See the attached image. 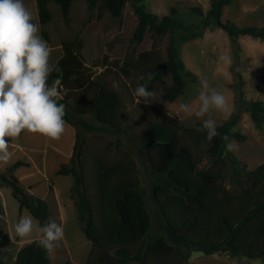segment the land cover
Returning a JSON list of instances; mask_svg holds the SVG:
<instances>
[{"label": "trees", "instance_id": "1", "mask_svg": "<svg viewBox=\"0 0 264 264\" xmlns=\"http://www.w3.org/2000/svg\"><path fill=\"white\" fill-rule=\"evenodd\" d=\"M36 1L39 22L45 24L51 20L49 0ZM54 1L61 6L64 19L68 21L74 0ZM87 1L90 7L98 6L101 12H109L119 18L125 6L131 3L137 18L132 42L141 43L147 32H153L156 36L171 34L166 59L150 56L153 51L140 53L137 57L131 52L123 65L126 73L138 64L149 61L153 63L150 72L153 75L152 82L162 81L170 74L172 82L163 93L168 101H174L184 93L187 77L196 80V75L186 69L181 58L175 32L183 31L181 40L188 41L200 35L199 25H185L177 18L175 8H172L170 15L159 17L147 10L144 0ZM232 2L212 0L207 13L198 7L192 10L203 18V25L222 28L235 41L243 35L264 40V27H240L230 20H222L224 7ZM44 35L47 37V34ZM83 47L84 41L80 36L63 40L60 56L48 77L49 85L57 78L61 79V90L65 94L60 103L66 106L64 120L69 123L72 121L69 99L74 91L86 88L91 83L86 72ZM56 68L60 71H56ZM241 103L252 120L261 127L264 122V102L244 100L241 95ZM74 109L77 113L89 111V107L81 102ZM90 110L101 124L118 131L123 129L121 100L117 91L104 84L97 86ZM239 113V110L234 109L230 118L218 125L220 135L213 138L206 153L212 162L209 167L200 166L202 161L196 157L191 142H194V138L200 139L197 136L204 135L205 131L185 127L176 117L171 119V123L153 121L149 124L139 142L145 153L156 151V159L148 155L154 177L151 197L158 210L159 226L156 228L146 198L147 190L141 186L132 170H123L120 165L98 168L99 191L94 202L81 159L83 141L80 134H77L74 142V154L67 159L56 148L60 146L62 136L59 140L49 138L45 157L32 145L25 144L22 151L19 144L24 134L27 133L29 144L33 134L39 136L23 131L9 143L12 156L7 164H12L13 169L20 174H29L36 163L46 170L52 180L60 174L72 173L75 178L73 192L78 197L79 219L84 224V233L93 244L88 264H151L150 261L155 264L156 260L163 261L172 253L177 261L175 264H189V257L195 250L205 254L225 251L232 256L264 260V162L253 170L246 169L233 152L226 150V141L222 139L225 134L230 140L246 139L244 134L234 130ZM79 124L89 130L97 129L87 123ZM201 126L199 122L200 129ZM34 143L36 145L37 142ZM50 152L54 156L48 157ZM68 161L71 166L66 165ZM220 161L224 164L222 168H219ZM3 166L5 164L0 163V167ZM229 167L232 169L230 173ZM118 173L120 177L113 184ZM229 174L231 185L227 188L225 179ZM37 175L29 174L26 180L31 181L32 185ZM0 179V230L8 228L13 238L6 236L9 248L0 247V264H50V256L40 246L35 227H41L48 217V204L43 197L50 188L49 184L36 183L30 187L34 193L28 194L18 175L8 178L2 174ZM25 211L34 218V230L30 236L21 238L16 234L14 225ZM65 264L72 263L67 261Z\"/></svg>", "mask_w": 264, "mask_h": 264}, {"label": "rangeland", "instance_id": "2", "mask_svg": "<svg viewBox=\"0 0 264 264\" xmlns=\"http://www.w3.org/2000/svg\"><path fill=\"white\" fill-rule=\"evenodd\" d=\"M23 2L33 14V22L40 27L39 35L51 49L49 58L51 67L60 56L63 40H73L80 36L84 41L82 53L91 83L86 88L74 91L69 99L72 121L65 123L68 131L66 135L65 132L62 134L60 146L56 148L57 151L66 152L63 155L70 159L74 154V142L77 134L81 135L80 138L83 141L81 159L85 168L86 183L90 187V194L94 202L97 199V190L99 191L98 168L120 165L123 170L134 171L141 186L147 190L146 198L154 219L153 223L155 228L159 226L157 206L151 197L154 177L151 163L148 160L149 154L153 159H156V151L145 153L141 149L139 141L151 122L171 123L170 121L174 117L185 127L200 130L198 123H202V121L195 117L194 112L199 108L198 96L203 81H207L211 87L218 90H226L225 95L229 100L231 113L234 109L240 112L234 130L244 134L246 139L244 141H237L235 138L231 140L237 146L233 152L234 155L248 170H253L264 162V122L261 127H258L241 103V95L244 100L264 102V40L243 35L235 41L222 28L203 25L201 22L203 18L192 9L198 7L207 13L212 0H144L147 10L159 17L170 15L172 8H175L177 18L185 25H199L200 35L188 41L181 40L183 31L175 32L181 58L186 69L196 75V80L193 81L191 77H187L184 93L174 101H168L163 96L164 90L172 82L170 74L159 82L147 81L153 63L142 62L129 73L124 71V61L131 52L134 57H137L140 53H152L153 51L154 54L152 53L150 56H157L156 59L159 60L166 59L171 35L167 33L163 36H156L153 32H147L141 43L132 42L131 38L137 26V18L131 3L125 6L122 16L119 18L113 17L109 12H101L98 6L90 7L87 0H74L67 21L64 19L61 6L54 0H49L51 20L41 24L38 17L37 1L23 0ZM222 20H230L240 27H264V0H233L230 5L224 7ZM44 33L47 34V37ZM222 55L229 57L231 63L225 64L220 61L219 57ZM142 77L143 79H141ZM146 81L149 90L155 91L158 98L148 105L132 95L133 90ZM101 84L117 91L120 95V119L123 128L120 131L101 124L92 115L90 106L97 92V86ZM78 102L87 105L89 111L77 113L74 108ZM184 104L190 106L191 114H186L182 110ZM212 118L216 120L217 125L226 121L219 113H213ZM79 122L95 126L97 129L89 130ZM38 135L33 134V139L29 144L27 133L24 134L19 147H25V144L32 145L34 150L43 152L45 157L50 144L49 138ZM206 135L205 132L204 135L197 136L201 137L200 139L194 138V142L191 141L196 157L202 161L201 167H209L212 164L206 154L212 141L208 142ZM34 142H37L36 145ZM49 156H54V154L50 152ZM65 163L67 166H71L69 161ZM219 164V168L224 165L222 161ZM228 169H230L228 171L230 173L232 169L230 167ZM13 171V166L10 163L0 167V173L4 172L7 176H11ZM32 172L35 175L39 174L33 179L32 185L31 182L20 180L27 188L28 194L33 191L30 187L35 186L36 183L40 185V183L46 182L50 186L43 197L48 204V217L43 225L49 220H54L64 228L65 232L60 247L49 255L50 264H65L67 261L72 264H88L93 244L84 233L82 229L84 224L79 219L78 197L73 192L74 176L71 173L68 174L69 177L62 176L56 182L57 178L52 180L49 174L36 163L33 164L29 174ZM118 174L119 176L113 179V184L120 177V173ZM225 185L227 188L231 185L230 174L225 179ZM48 192L50 194L47 195ZM26 215H28L27 211L23 212L19 219ZM10 231L8 228L0 230V247H4V249L8 247L6 236L12 238ZM37 234L40 238L38 231ZM192 253L197 255V250ZM244 260L254 264L264 263V260L261 259L244 258ZM149 263L154 264V261ZM156 263L175 264L177 261L175 254L172 253L163 261L156 260Z\"/></svg>", "mask_w": 264, "mask_h": 264}, {"label": "clouds", "instance_id": "3", "mask_svg": "<svg viewBox=\"0 0 264 264\" xmlns=\"http://www.w3.org/2000/svg\"><path fill=\"white\" fill-rule=\"evenodd\" d=\"M33 21L34 16L23 0H0V163L5 165L12 156L10 141L23 131L53 140H59L65 132L66 106L60 103L65 94L61 90V79L57 78L51 85L48 83L54 70L49 64L51 49L39 35V25ZM219 59L225 64L231 63L227 56ZM152 79L149 73L147 81ZM147 81L132 92L134 98L143 100L146 105L158 100L156 92L149 90ZM225 91L211 87L207 81L201 84L200 104L194 115L202 121L200 130L207 133L208 142L220 135L213 113H219L225 120L231 116ZM182 110L191 114L188 104L182 105ZM222 139L226 141L228 152L236 150L237 146L227 134ZM35 227L40 234L39 244L49 255L60 247L65 235L61 225L49 220L42 227ZM14 229L21 238L30 236L34 218L30 214L22 216Z\"/></svg>", "mask_w": 264, "mask_h": 264}, {"label": "crops", "instance_id": "4", "mask_svg": "<svg viewBox=\"0 0 264 264\" xmlns=\"http://www.w3.org/2000/svg\"><path fill=\"white\" fill-rule=\"evenodd\" d=\"M65 123H66V121H65ZM67 123H69V122H67ZM67 131H68L67 125H65V135H66V132ZM20 149H22V151H24L23 150V147H21V146H20ZM65 151H66V149H65ZM61 153L65 155L66 152H64V153L61 152ZM52 158H54V157H52ZM44 171L46 172V170H44ZM2 174H4L5 176H7V174L4 173V172H1L0 173V175H2ZM32 174H34V173L32 172L30 174V176ZM68 174H71V173H68ZM68 174H60L55 181L58 182V179L61 178L62 176L69 177ZM12 175H14V176L15 175L16 176L18 175L19 176V181L20 180L26 181L27 183L31 182V181H27L26 180L27 179V176L29 174H25V173H21L20 174L19 171H15L14 170L11 173V176ZM11 176H7V177L10 178ZM50 192H48L47 195L50 194ZM193 253H196V252H193ZM193 253H191V255L189 257V264H254V263H248V261L244 260V258H247V257H244V256H232L231 254H229L228 252H225V251L224 252H221V253H213V254H205L202 251H197V255H193ZM198 254H201V255H198ZM203 256H205V257H203ZM131 264H134V263H131ZM262 264H264V263H262Z\"/></svg>", "mask_w": 264, "mask_h": 264}]
</instances>
